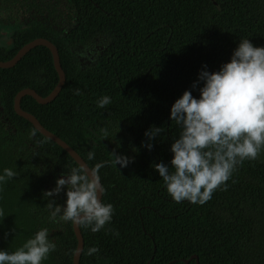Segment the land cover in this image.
I'll return each mask as SVG.
<instances>
[{"label": "trees", "instance_id": "1", "mask_svg": "<svg viewBox=\"0 0 264 264\" xmlns=\"http://www.w3.org/2000/svg\"><path fill=\"white\" fill-rule=\"evenodd\" d=\"M67 1L74 3L79 14L69 34L103 32L112 42L96 66L80 69L66 43L70 38L57 40L50 25L30 27L27 39L39 35L58 46L66 80L51 102L39 104L26 95L20 105L73 147L91 168L98 161L109 162L99 169L98 175L105 189L102 201L110 202L114 208L112 220L95 233L80 225L84 241L80 263L106 264L109 256L112 264H184V259L193 254L197 255L198 264L233 260L230 254L221 253L215 240L219 238L227 246L246 234L248 224L258 222L264 207V151L257 159L238 165L225 182L226 187L217 188L202 205L187 200L175 202L152 163H168L169 146L180 131L169 120L170 106L185 89L198 96L199 85L197 89L191 86L202 66L206 65L209 71L218 70L229 60L240 38H248L254 46H264V0ZM14 51L0 54V59H8ZM39 72L44 75L43 90L37 89L30 78ZM56 80L50 52L42 45L30 50L13 67L0 68L6 108L19 122L13 133L18 134L16 144L22 142L29 128L39 136L47 158L78 166L63 148L39 134L12 109V95L18 89L30 86L45 95ZM103 95H108L111 102L97 107L96 102ZM90 105L95 109H88ZM79 116L87 122L89 118L90 125L110 118L125 125L135 147H131V157L141 161V172L124 178L111 163L110 150L87 141L85 135L89 131L79 124ZM150 125L165 129L153 138L151 151L141 146L147 140L144 131ZM12 147L0 134V172L10 168L15 173L0 183V249L8 251H14L36 231L31 212L37 198L36 183L28 164L22 162L19 149L13 151ZM89 151L94 153L92 160L88 159ZM119 153L128 154L122 149ZM217 222L222 226L219 232ZM65 234L63 239L72 245H56L43 264H71L76 239L71 228ZM92 246L98 251L88 255ZM56 256L63 260L52 261ZM187 264H195V259Z\"/></svg>", "mask_w": 264, "mask_h": 264}, {"label": "clouds", "instance_id": "2", "mask_svg": "<svg viewBox=\"0 0 264 264\" xmlns=\"http://www.w3.org/2000/svg\"><path fill=\"white\" fill-rule=\"evenodd\" d=\"M197 85L198 96L185 89L171 104L169 120L180 131L169 146L168 163L161 160L152 166L175 202L187 200L202 205L217 188L226 187L225 182L238 165L257 159L264 151V46H254L248 38H240L229 60L218 70L209 71L206 65L202 66L192 89H197ZM110 102L111 98L103 95L96 106ZM164 130L162 126L150 125L144 131L147 140L141 146L151 151L153 138ZM101 132L106 138L107 130L102 128ZM109 152L116 167H127L134 160L116 149ZM93 158L94 153L89 151L88 159ZM106 163L109 162L95 163L90 175L83 168L72 167L58 176L54 187L43 191L49 219L84 225L93 233L110 222L114 208L100 198L105 189L98 175ZM14 175L12 169L4 168L0 183ZM62 189L65 200L61 205L55 203V197ZM48 233V228L41 227L14 251L0 249V264H43L55 248ZM97 251L92 246L87 254Z\"/></svg>", "mask_w": 264, "mask_h": 264}, {"label": "flooded vegetation", "instance_id": "3", "mask_svg": "<svg viewBox=\"0 0 264 264\" xmlns=\"http://www.w3.org/2000/svg\"><path fill=\"white\" fill-rule=\"evenodd\" d=\"M76 8L77 7L74 5V3L67 0H0V54H9L11 50H15L12 55L14 56L16 52L23 45L30 42L31 40L38 37L46 38L43 36L36 35L30 39H27L29 34L28 33L29 28L32 26H37L38 24H42L44 26L50 25V28L54 30L53 33L58 36L57 40L61 38L66 39L67 37L70 38V40L68 42L66 41V43L69 45V49H70L69 51L71 53V57L74 59L75 63L78 65L80 69H84V68L87 69L96 66L97 63L100 61L101 57L103 56L105 50L109 46V44H111L112 40L107 34L103 32H91L88 34L86 33V35L84 36H81L77 33L69 34L71 33V30L74 28V26L77 24V20L79 17ZM46 39L51 41L49 38ZM51 42L57 47L58 50V46L53 41ZM11 57H9L8 59H10ZM8 59H0V60L4 61ZM51 61H52V55H51ZM52 66H53V61H52ZM62 70L64 71L63 68ZM56 76H57V80H56L57 83L58 82L57 72H56ZM30 78L32 80L33 85L37 89L43 90L45 88L42 82L44 79V75L42 72H39L37 76L32 75ZM24 87H29L35 90L33 87L30 86H24ZM53 87L50 89V91L53 89ZM20 89H18L14 93V95H12V109L15 115L18 114L15 112L13 108V100L15 94ZM50 91L45 95H41L37 91L36 92L41 96H46L47 94L50 93ZM6 104H7V98L4 96L3 89L0 88L1 138L6 143V145L13 144L12 147L13 151H15L16 148L19 149V156L22 159V162L25 161L28 164L34 182L36 183L37 198L34 199V205L31 210V212L34 214L36 230L41 227L48 228L49 239H51L55 243V246L56 245L64 246L66 244L72 245V242L68 243L67 240L63 239V237L66 235L65 234L66 232L70 231L71 228L72 233L74 234V237L76 239L73 230V223L60 222L58 219L57 220L49 219L50 210L45 206V204L47 203V198H43V191L54 187L55 179L61 174L67 173V171L72 167H79V168L81 167L76 163V161L73 158L72 159L78 166H75L70 163H63L61 160L47 158L45 153L46 152L45 147L39 144V136L38 135L36 136L33 131L29 130V128L25 130L24 139L22 140V142L16 144L15 138L18 136V134L13 136V133H15L16 131L15 126H17L19 122L15 120L16 117L11 115L10 110L6 108ZM80 108L83 110L82 107ZM88 109L94 110L95 107L93 105H90ZM84 113L85 115H88L87 110H85ZM89 114L92 116V111H90ZM78 121L83 128H86L87 126L89 132L86 133L85 138L89 143L94 142V144L97 146L98 145L106 146L110 151L116 149L117 153H119V150L122 149L124 152L126 151L128 152L129 155L127 154V156L131 157L133 155L131 149V147H133V143L130 140L131 135L127 132L125 125L117 122L115 119L112 118L103 119L101 121H98V123H95L94 125H90L91 120L89 118L87 122L85 121V117L79 116ZM102 128L107 130L106 138H102L103 136V133L101 132ZM118 143H119V147H117ZM83 160L85 161L84 158ZM140 162H141L140 160H133L132 163L128 164L127 167L124 168H120L119 165H117V169L119 170V172L123 174L124 178H126L125 175H129V173L141 172L142 166L139 165ZM87 165L89 166V168H91L88 163ZM64 200H65V195H64V190L62 189L61 192L55 197V203H59L62 205L64 203ZM261 210H264V207L260 209V217L256 225L253 224L247 225V231L244 236L232 241L227 246H224L223 242L219 238L215 240L216 246L220 245L219 250L221 251V253H223V255L230 254V256L233 257V260L231 261L224 262L221 260L223 264H264V211L261 213ZM217 225L219 232V229H221L222 226L218 222ZM79 230H80V225H79ZM76 245H77V240L74 245L73 251L71 253V257H70L71 264H73V254ZM83 246H84V241H83ZM231 251L233 253H237L239 256L238 257L232 256V254L229 253ZM52 258H53L52 261L63 260V257L61 256H56ZM191 259H195V264H196L197 255L193 254L187 259H184L183 261L184 264H187ZM173 261L174 260H172L171 262ZM80 262L81 261L79 258V263ZM106 262H107L106 264H112L109 256L106 257ZM51 264H60V263L54 262ZM197 264H198V259H197Z\"/></svg>", "mask_w": 264, "mask_h": 264}, {"label": "water", "instance_id": "4", "mask_svg": "<svg viewBox=\"0 0 264 264\" xmlns=\"http://www.w3.org/2000/svg\"><path fill=\"white\" fill-rule=\"evenodd\" d=\"M38 45L45 46L50 50L51 55H52L53 66H54V68L58 74V82L53 87V89L50 91V93L47 94L46 96L39 95L35 90H33L32 88H29V87H24V88L20 89L14 96L13 108L19 116H21L24 119H26L27 121H29L39 133H41L43 136L51 139L57 145H59L61 148H63L69 154V156L71 158H73L81 168H83L85 173L90 175L91 174L90 173L91 168H89L87 163L74 150L73 147H71L67 142H65L58 135H56L55 133H53L50 130H48L47 128H45L41 124V122L32 113H30L26 110H23L20 106V100L24 95H29V96L33 97L38 103L45 104V103L53 100L56 97V95L59 93V91L61 90V88L65 82V73L62 70V67L60 64V58H59V53H58L57 47L51 41H49L46 38H42V37L35 38V39L31 40L30 42L26 43L25 45H23L16 52V54L14 56H12L10 59L4 60V61L0 60V68H10V67L14 66L29 50H31L33 47L38 46ZM73 230H74L76 240H77V245H76V248H75V251L73 254V264H80L79 258H80L82 248H83V237H82L81 232L79 230V225L73 224ZM195 258H196V256H195ZM196 264H197V259H196Z\"/></svg>", "mask_w": 264, "mask_h": 264}]
</instances>
